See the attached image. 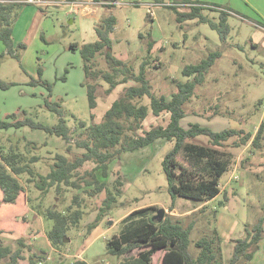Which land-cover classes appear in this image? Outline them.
Segmentation results:
<instances>
[{"label": "rangeland", "instance_id": "rangeland-1", "mask_svg": "<svg viewBox=\"0 0 264 264\" xmlns=\"http://www.w3.org/2000/svg\"><path fill=\"white\" fill-rule=\"evenodd\" d=\"M62 1L0 0L25 4L13 18L14 52L19 57L11 55L8 46L0 39L1 120L16 113L19 118L30 117L37 122L55 125L58 116L43 104L48 97L58 100L66 111L67 124L72 130L70 156L83 153L84 149L75 145L79 121L88 124L102 121L114 96L105 93L108 85L103 83L98 92V105L90 109L87 88L82 85L85 81L83 60L79 50L71 49V44L95 41L97 23L113 14L117 19L113 34L117 56L133 64L137 72L144 61H149L147 76L154 91L169 99L178 91L177 82L189 80L182 73L185 65L199 63L210 52L220 50L221 56L206 74L204 82L185 103L187 115L181 123L185 128L200 123L215 131L234 128L246 134H256L264 120V0L187 1H197L204 6L203 15L217 23L220 22V11H227L229 31L223 35L210 23L200 22L199 18L178 22L177 13H188L192 8L175 5L181 0H160L168 5L154 7L151 18L152 10L145 3L155 0H123V5L112 7L99 4L101 0H95L96 5L92 0H84L81 4ZM152 41H157L159 48L149 52ZM39 67L43 69L42 78L52 83L51 91L45 85L31 84L33 79L40 78ZM143 102L149 104L150 100L145 97ZM92 112L96 115L93 120ZM169 120L168 112L155 115L151 111L143 127L149 130L153 126H166ZM29 141L36 143V147L28 146ZM189 142L211 146L230 155L228 171L220 180L224 191L215 200L205 202L179 197L175 208L170 209L172 198L163 160L174 142L160 138L144 148L123 152L110 163L109 175L103 179L112 189L121 181L118 187L121 192L115 195L114 204L105 209V218L100 225L91 231H88V225L96 218L106 198L105 192L91 197L85 190L92 187L67 188L61 192L53 187L47 194H42L34 183L27 182V176H22L30 196L29 228L24 236L0 234V244L13 250L22 248V264H27L35 253L42 257L39 259L42 264H71L76 258L91 264H117L121 259L107 253V241L124 233L128 225V220L124 219L133 210L148 206L158 207L153 211L154 219L159 210L164 209L165 216L182 218L185 225L195 221L191 232L193 241L211 234L215 227L222 230V220L229 225L236 221L234 237H239V232L243 233L246 225L256 223L263 212L264 150L254 148L251 140L241 144V138L236 135L222 146L213 145L206 135ZM68 145L61 137L43 129L29 126L0 128V147L19 146L23 152L31 151L40 156L41 161L34 167L44 175L50 171L56 153L69 155ZM180 157L184 160L183 155ZM94 167L90 161L79 172L82 175ZM235 175L239 178L234 179ZM78 192L86 206L84 218L78 227L69 230L67 244L51 251L47 231L52 228L53 220L45 218L44 211L48 207L65 209ZM231 243L222 246L226 260L232 255ZM163 254V250L157 251L152 264H162Z\"/></svg>", "mask_w": 264, "mask_h": 264}, {"label": "trees", "instance_id": "trees-1", "mask_svg": "<svg viewBox=\"0 0 264 264\" xmlns=\"http://www.w3.org/2000/svg\"><path fill=\"white\" fill-rule=\"evenodd\" d=\"M193 3L195 4H192L190 12L177 13L178 22L199 18L200 22L210 23L222 35L228 33L227 11H220V22L217 23L203 15L204 6L197 1ZM23 5L25 4L19 2H0L2 25L0 39L8 46L9 53L15 57L19 56L14 52L13 18ZM170 7L176 9L174 5ZM116 25L117 19L113 14L105 16L96 25L95 41L71 44V49L79 50L83 60L85 81L82 85L87 88L91 110L98 105V92L103 83L108 85L105 89L106 94H111L121 84H128L106 110L102 121L91 124L84 120L79 121L75 145L84 149L83 153L70 156L72 130L67 124L66 111L58 100L54 101L48 97L43 104L46 109L58 116V123L52 126L30 117L19 118L16 113L7 115L4 120L0 119L1 129L24 126L43 129L49 134L61 137L69 144L66 149L69 155L56 153L54 163L46 175L34 167L41 161L40 156L33 155L31 151L23 152L19 146L9 149L0 147V234L13 233L24 236L28 230L30 196L21 180L22 176H27V182L34 183L42 194H47L53 187L58 192L67 188L81 190L84 187H92L85 190L91 197L105 192L106 198L96 218L88 225V231H91L105 218V209L112 206L115 195L121 192L118 187L122 184L119 181L117 187L110 188L107 182L98 177L97 171H100L102 177L108 176L110 163L118 159L123 152L144 148L160 138L174 142L163 160V170L172 198L170 209H174L179 197L205 202L215 199L221 193L220 180L231 163L230 155L224 151L189 140L206 135L213 145L222 146L224 141L237 135L241 138V144H247L251 140L254 148L264 150V120L261 121L255 135L234 128L215 131L200 123H192L185 128L181 123L187 115L185 103L195 95L196 88L204 82L206 74L221 56L220 50L210 52L199 63L185 65L182 73L189 80L177 82L178 91L169 99L154 91L147 76L146 67L150 64L149 61H144L137 72L133 64L115 55L113 34ZM153 45V41L149 43V52ZM22 47L25 48L26 45L22 44ZM38 71L40 78L33 79L31 84L45 85L51 91L52 83L42 78V67H39ZM145 97L149 98V104L143 102ZM151 111L155 115L168 112L169 123L166 126L158 125L149 130L144 129L143 123ZM94 118L95 113L92 112L91 119ZM27 145L36 147V143L32 141ZM180 155H183L184 160ZM90 161L95 167L81 175L80 169ZM83 201L84 198L78 192L65 209L60 210L56 207L45 209V218L53 220V226L47 231V236L55 250L66 245L69 241V230L81 224L86 207ZM157 208L148 206L133 210L124 219L128 220L124 233L120 236L115 235L107 241V253L121 259L117 264H152L153 255L159 250L164 251L162 264H248L259 248L260 241L264 239L263 208L257 222L250 226L246 225L244 235L232 240V256L226 260L223 255L222 237L216 227L211 234L193 241L191 232L195 221L185 225L182 218H175L170 214L161 221L154 219L153 211ZM23 258L22 248L13 250L10 246L0 244V264H22ZM40 258L42 257L35 253L27 264H42ZM71 264L90 263L85 259L76 258Z\"/></svg>", "mask_w": 264, "mask_h": 264}, {"label": "crops", "instance_id": "crops-1", "mask_svg": "<svg viewBox=\"0 0 264 264\" xmlns=\"http://www.w3.org/2000/svg\"><path fill=\"white\" fill-rule=\"evenodd\" d=\"M64 1H66V0H64ZM64 1H62V3L64 2ZM69 2H70V0H68ZM85 1H87V0H85ZM84 0H73V2H76V3H82V2H85ZM160 0H155V2H157L159 5H168V3L167 4H163V3H161V2H159ZM187 1H190V0H181L180 2H178V3H176L175 5H177V6H192V4H194L193 2H187ZM61 3V2H60ZM138 5V4H137ZM171 6V5H170ZM109 7V6H108ZM158 7V6H157ZM152 11H151V15H150V18L151 17H153V15H154V10L153 9H151ZM179 11L181 10L182 11V9H178ZM116 29V28H115ZM159 48V45H158V43H157V41L155 42L154 41V45H153V48H152V50H157ZM113 49H114V53H115V55L117 56V50H115V46L113 45ZM118 57V56H117ZM120 58V57H119ZM122 59V58H121ZM124 60V59H123ZM121 85H125V86H127L126 84H121ZM121 85H119V86H121ZM119 86L111 93V95L112 96H114V99H113V101L117 98V96H118V93H121L122 92V90L124 89V87L123 88H119ZM118 89V90H117ZM112 101V102H113ZM112 102L110 103V104H112ZM111 106V105H110ZM96 116V115H95ZM184 119V118H183ZM182 119V120H183ZM183 125V124H182ZM210 127V126H209ZM237 136V135H236ZM234 137V136H233ZM232 138V137H231ZM230 138V139H231ZM230 139H228L227 141H229ZM227 141H224L223 143H225V142H227ZM111 166V165H110ZM97 175H98V177L101 179V180H104L103 179V177H102V175L100 174V171H97ZM239 177L237 176V175H235L234 176V179H238ZM220 187H221V193L220 194H222V192L224 191V189L222 188V186L220 185ZM219 194V195H220ZM218 195V196H219ZM217 196V197H218ZM216 197V198H217ZM215 198V199H216ZM215 199H213V200H215ZM210 201H212V200H210ZM209 202V201H208ZM29 211H30V208L28 207V214H29ZM28 218V217H27ZM221 222H223V227H222V230H219V233H220V235H221V237H222V246H223V244H227V243H230L232 240H234V239H237V238H239V237H242L243 235H244V232L242 233V232H239V237H234V234H235V231H236V229H235V227H236V221L234 222V223H232L231 225H229L227 222H225V221H221ZM220 222V223H221ZM100 225V224H99ZM29 228V227H28ZM48 238V237H47ZM225 242V243H224ZM49 243H50V241H49ZM50 249H51V251H55V248L52 246V244L50 243ZM231 245H232V251H233V243H231ZM48 251V250H47ZM224 253V252H223ZM232 256V255H231ZM224 258L225 259H227V257L226 256H224ZM231 258V257H230ZM230 258H228V259H230ZM90 263V262H89ZM91 264V263H90ZM248 264H264V239H262L261 241H260V243H259V248L255 251V253H254V256H253V258H252V260H250L249 261V263Z\"/></svg>", "mask_w": 264, "mask_h": 264}, {"label": "built area", "instance_id": "built-area-1", "mask_svg": "<svg viewBox=\"0 0 264 264\" xmlns=\"http://www.w3.org/2000/svg\"><path fill=\"white\" fill-rule=\"evenodd\" d=\"M28 1V3H34V2H37V3H42L43 0H26ZM93 1V5H96V2L95 0H92ZM76 3V2H75ZM78 4H81V3H78ZM99 4L101 5H106V6H120V5H123L124 4V1L123 0H101L99 2ZM147 4L150 9H153L154 7H156L157 5H159L157 2H148V3H145Z\"/></svg>", "mask_w": 264, "mask_h": 264}, {"label": "water", "instance_id": "water-1", "mask_svg": "<svg viewBox=\"0 0 264 264\" xmlns=\"http://www.w3.org/2000/svg\"><path fill=\"white\" fill-rule=\"evenodd\" d=\"M165 214V210L164 209H161V210H159V212H158V215L156 216V219H158V220H163V218H164V215Z\"/></svg>", "mask_w": 264, "mask_h": 264}]
</instances>
